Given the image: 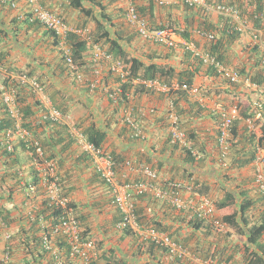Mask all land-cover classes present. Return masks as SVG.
<instances>
[{
	"label": "crops",
	"instance_id": "1",
	"mask_svg": "<svg viewBox=\"0 0 264 264\" xmlns=\"http://www.w3.org/2000/svg\"><path fill=\"white\" fill-rule=\"evenodd\" d=\"M96 1L105 7L104 11L98 4L93 5L86 1L83 3L84 6L93 8V11L89 14H83L79 9L70 5L67 0H40L44 7L63 16L71 26L90 29L95 39L97 32L100 31L97 28V21H101L104 25L101 33L107 31L110 38L119 41L118 43L123 50L121 58L128 66H130L131 60L135 58L146 65L156 63L172 67L176 72L185 69L186 54L182 45L168 48L165 45L145 40L138 35L134 25L127 20L125 15L129 0ZM130 1L139 9H142L145 18L154 26L166 24L179 29L190 27V40H197L200 44L204 43L205 40L197 33L198 25L209 19L215 25L220 26L223 19H225L217 11L206 9L203 6L188 7L181 0H168V3L163 5H159L152 0ZM207 1L231 3L239 9L249 11L253 9V4H251L253 0ZM31 8L32 5L28 0H0V54L2 59L0 61V79L8 75L17 78L20 73H28L41 82L53 105L64 114L65 121L56 123L57 126L54 129L50 128L45 117V115H48L46 107L36 99L35 93L26 85L30 92L27 90L28 97L25 102L33 104L34 116L32 118L37 117V119L42 120L40 121L42 124L35 128V135L40 138L44 145L46 158L55 165L57 175L62 176L61 178L64 179L68 187H72V185L78 187L72 190L70 199L81 205L77 209L81 215L83 229H91V235L94 233V236L96 234L98 238H103L106 246L114 247L119 255L126 254V258H129L133 264L194 263L189 261L190 259L174 263L169 261L165 255L163 257L159 254L161 251L150 255L146 250L147 243L141 240L139 233L127 234L124 231L115 229L114 225L118 221L119 212L113 204L112 189L98 182L97 177L99 174L95 168V158L76 142L73 135L74 130L82 133L83 129L91 124L103 128L107 132L103 149L112 155V152L121 154L124 160L122 167H116L118 182H127L134 185L137 182L144 181L145 177L139 171V167L142 164H148L158 173L156 180L158 184L155 185L160 189L166 187L165 189L171 193L170 184L167 186V181L171 178L185 180L183 177L185 162L182 158V151L179 146L175 148V143L171 137L172 116L177 115L174 101L168 96V93L154 92V94H149L138 90L137 88L140 85H136L131 88L126 103H115L109 99L107 91L117 88L118 78L111 74L110 77H105L102 80L97 89L91 90L89 82L86 81L87 79L90 81L92 78L90 65L82 66L81 72L85 75L86 80L78 82L64 63L55 36L41 23H31L26 19L31 14ZM105 15H108L106 16L107 20ZM232 21L235 25L238 24L235 20ZM247 25L248 28L239 33L240 35L230 47L233 57L231 69L238 71L237 64H240L241 67H245L250 72V75H258L260 73L259 68L251 65V61L247 57L253 55L251 46L258 45L260 51H264V44L261 42L264 30L254 27L249 20H247ZM254 30L259 32L258 39L253 38L252 33ZM177 34L179 35L178 38L186 39L182 34ZM103 38L107 39L108 35L105 34ZM194 43L196 44V42ZM85 58L88 63L89 53ZM103 69L107 75V62H103ZM172 81L178 83L176 78H173ZM229 83L221 78L213 82L206 79L205 76L199 75L194 82V86L199 90L193 97L197 98L207 110L216 116L220 115L222 107L239 105L240 117L234 123L237 125V132L231 134V149L233 145L239 146L247 142V132H250L246 122L248 115H251L250 117L257 124L254 134L256 137L260 136V124L264 122V89L261 86H257L259 87L257 88L249 85L242 75L237 83ZM217 89L221 90L219 94L216 92ZM34 101H39L41 104L36 106ZM129 107L134 109L133 117L143 129L146 135L144 139L134 137L132 129L123 120L124 113ZM152 107L155 109L154 113H144ZM140 109H144V114L139 112ZM207 116L209 115L199 118L196 124L198 128L201 127L200 133L202 135L197 147L204 146L206 151L204 158L206 163L199 169L202 171L201 176L202 173L204 174V178L200 177L202 181L206 179L212 185L213 188L210 189L209 193L200 195L187 189L178 190L188 207L181 209L178 212L179 215L170 212L166 216L165 212L169 209L164 210V208L167 204L161 201L160 206H153L154 204L150 202L149 197L140 199L133 189L134 201L137 206L144 208V218L141 223L146 224L149 218L161 220L171 227L175 233L173 235L175 238L177 237L180 241L188 240L189 246L193 248L196 245L200 247L204 244L207 245L206 240L209 241L212 238L211 236H205L206 228L195 229L192 227L190 222L196 221V217L189 206L190 203L197 201L200 196L204 195L210 197L213 201L217 198H223L226 190H236L238 192L241 189H247V196L252 198L261 196L254 182L253 174L255 172L253 173V169L252 171L249 168L240 171L231 170V174L237 180L227 181L221 175L222 172L227 171L229 167L228 159L232 153L229 152L226 157H223L218 140H205L209 134L216 138V130H218L216 120L211 116ZM179 123L182 128L181 121ZM53 140H60V142L54 143ZM15 143L18 153L17 160L7 161L0 156V208L1 216L4 218H0V224L2 225V229H0V262L3 261L5 246L7 243L9 245L14 243L13 237H16L13 236L11 240H6L4 232L10 231L13 235L21 226H30L31 222H36L38 217L36 220H32L30 215L32 213H36L37 216L40 215L44 201L47 199L46 185L43 179H41L38 186L32 182L33 172H38L39 168L31 153L21 148L17 141ZM2 148L5 149V145L3 134L0 133V154ZM53 152L55 155H53ZM213 159H219L222 165L213 161ZM128 160L132 161L131 168L125 165ZM61 162H63V166H60ZM14 171L18 174L16 178L13 176ZM211 171L213 174H211ZM208 173L211 175L207 176ZM31 183L35 186L32 184L33 187ZM153 192H156V190H149L148 195L151 193L156 195ZM167 198L169 199L168 196L165 197V199ZM256 212L261 213L259 210L253 211V213ZM218 214L223 216L220 209ZM25 216L26 219L24 220L23 217ZM231 240L235 244L237 241L236 236H231ZM141 244H144L145 247L140 249L143 252L140 255L138 249ZM221 247H224V244H221ZM211 249H213L212 245ZM13 250L12 262L26 264L28 261L26 253L17 248H13ZM103 250L100 249L99 252L103 253ZM216 255H218V252ZM160 257H162L161 263H159ZM241 257L240 253H236L234 258L231 259L232 261L229 260V262L245 264L241 261Z\"/></svg>",
	"mask_w": 264,
	"mask_h": 264
},
{
	"label": "trees",
	"instance_id": "2",
	"mask_svg": "<svg viewBox=\"0 0 264 264\" xmlns=\"http://www.w3.org/2000/svg\"><path fill=\"white\" fill-rule=\"evenodd\" d=\"M88 1L91 4L99 5L101 9L104 11V6L101 5V3H97L96 0H71L70 5H73L75 8L79 9L83 14H89L93 11V8L84 6V2ZM212 3V2H211ZM253 4L252 11L240 9L242 19L247 21H251L254 25V27L258 29L264 30L263 25V11H264V0H253L251 3ZM187 6V5H186ZM137 7V6H136ZM189 7V6H188ZM139 14L141 16H144V13L142 12V9H139L137 7ZM247 14V16H246ZM105 15V19H106ZM145 17V16H144ZM223 21L221 22L220 26L215 25L212 23L209 19H206L203 23L198 25L197 33H203V32H211L214 33L213 39H208L202 35L203 39L205 40L204 43L200 44L199 41L193 40L196 42V45H198L199 48H201L203 51H206L209 53L212 57H214L217 61L221 62L224 66L231 68L233 66V57L230 52V47L232 44L236 41L238 36L240 35L239 31L236 29V25L232 21L233 19L231 17H224ZM28 20V19H27ZM107 20V19H106ZM29 21V20H28ZM66 21V20H65ZM231 21V23H229ZM30 22V21H29ZM67 22V21H66ZM33 23V22H31ZM98 25L97 28L100 30L97 32V37L95 39V42L99 43L102 47H106L110 52L114 53L116 57H122L123 56V50L122 47L119 45V41L117 39L110 38V35L107 33V31L101 33V29L104 28V25L101 21H97ZM150 23V22H149ZM152 25V24H151ZM154 26V25H153ZM157 27H167L171 29L172 31L182 34L184 38L187 39V41L190 40V34L191 31L189 30L190 27L186 29H179L172 25H159ZM49 31V30H48ZM51 32V31H50ZM52 33V32H51ZM53 34V33H52ZM108 35L107 39H104V35ZM54 35V34H53ZM56 38V37H55ZM75 38L70 39V44L72 45L73 49V56H74V62H75V68L79 71H81L83 65H90L92 75L94 78V66L93 63L89 60L88 63L86 62L85 56L88 47L83 41H76ZM264 34L261 37V42L264 44ZM192 41V42H193ZM56 44L58 45V39L56 38ZM166 46V45H165ZM168 48H175L174 46H170ZM60 51V50H59ZM252 54L254 55H248L247 58L251 61V65H255L257 68H259L260 73L257 75H250V72L247 71L245 67H241L240 64H237L238 72L240 75L244 76V78H249L252 82H255L258 86H261L264 89V51H260L259 46H251ZM61 52V51H60ZM62 53V52H61ZM185 69L181 70L180 72H176L174 68L168 67L166 65H158L156 63H152L149 65H146L144 62L138 59H132L130 62V75L132 77L140 78V79H158L162 82H165L167 84L173 83V78L177 79V82L180 85L186 84L188 86L187 89H171L168 92V96L172 98L173 104L175 105V110L177 116H179L182 128L187 134V139L191 141L192 146L189 148V146H183L180 143H175V148L179 146L182 151L183 155V161L185 162V166L183 169V177L185 180H177L175 178H171L169 181L164 182L169 186L171 183H181V189L186 190L188 187H190L191 192L202 194L209 193L210 189L213 188L210 182L201 180V177L204 176L202 173L201 176V169L205 165V155L206 151L204 149V146L197 147V144L200 143L201 140V133L200 128L197 127L196 122L199 118L204 117V115H209L207 117H212L214 120H216V124L220 122V115L217 117L214 113L207 110L202 103L199 102V100L195 97H193V93L191 92V88L195 87L194 82L197 76L203 75L206 79L212 80L213 82H216V80L223 79L227 83L230 82L228 78L224 76L223 73L218 72L216 68L212 65H206L203 62V59L199 57H195L190 53L189 51L185 50ZM63 58L64 63L67 65L66 60L64 59L63 55H61ZM1 54H0V61H1ZM108 74L104 75L103 78H108L112 74V72H107ZM90 74V75H91ZM118 78V77H117ZM119 83V78L117 79ZM86 81H90L87 79ZM229 84H232L230 82ZM235 85V84H234ZM133 85L131 83H125L121 85V88L123 90V96H126L128 99L129 92ZM17 89V87H16ZM138 90L142 92H146L149 94H154V91L145 88L144 86L140 85ZM27 90L28 87H26L25 84L20 83V87H18V93H17V99L19 102V108L22 111V126L25 127L30 131V137L24 141H20L21 148H24L26 151L31 152V144L38 140L40 141V144L42 148L44 149V145L41 142L40 138L35 135V128L38 127V125L42 124L41 119H37V117L34 119L32 118L34 116V111L32 109L31 104H27L25 102L27 99ZM111 91L115 89H110ZM137 90V91H138ZM199 90V89H198ZM30 92V90H28ZM216 92L219 94L221 90L217 89ZM128 93V95H127ZM207 94V92H206ZM1 100V99H0ZM34 104L36 106H39L41 103L39 101H34ZM251 116V115H248ZM47 124L50 126V128L54 129L56 127V123L53 122L50 118H48V115H45ZM48 118V119H47ZM179 121V122H180ZM237 125L233 124L232 127V133H236ZM181 128V129H182ZM261 128V134L260 136L256 137L253 131L250 130V132H247L248 140L243 145H233V147L228 151L230 152V158L228 159V169L227 171L222 172L221 175L224 176L225 180H237V178L231 174V170H237L240 171L244 168H249L251 171L253 169V173L256 171V165L254 163V159L257 154V149L259 147H264V122L260 124ZM9 129H15V122L14 119H12L9 114L6 111V107L2 101H0V133L3 134V138L5 139V135L7 130ZM15 132V131H14ZM82 133L86 136L87 140L91 143H93L96 147L102 148V150L107 153L104 148V143L107 138V132L103 128L98 127L95 124H91L87 126L85 129H83ZM251 133V134H250ZM220 136V129L216 130V138L214 136H211L209 134L205 140L208 141H216L219 139ZM218 138V139H217ZM54 143H59L60 140H53ZM179 142V141H178ZM174 144V143H173ZM30 146V148H29ZM232 146V145H231ZM194 151L197 152L194 154ZM45 153V150H44ZM113 159L115 161V169L116 167H122L124 164V160L121 154H115L112 152ZM18 153L16 151V145L14 146V149L12 151L7 150L6 148L1 150L0 156L5 158L7 161H13L18 159ZM53 155L55 153L53 152ZM228 155V154H227ZM225 155V157L227 156ZM46 156V155H45ZM200 157L199 159H197ZM213 161H216L222 165V162L219 159H213ZM61 162L60 166H63ZM16 171V170H15ZM14 171V177L16 178L18 174ZM233 173V172H232ZM211 174L213 172L211 171ZM210 173L207 174V176L211 175ZM98 175V174H97ZM201 176V177H200ZM254 176V182H255V173ZM57 183L61 186V193L62 196L70 197L72 196V190L77 189L75 185H72V187H68L67 183L64 181L62 176L56 173ZM98 182H100L102 185L104 184L103 179L98 176ZM204 178V177H203ZM206 178V177H205ZM55 180V177L52 178ZM157 180V179H156ZM154 180L155 184H158L157 181ZM56 181V180H55ZM36 186L41 183V177L40 172H33V181ZM31 183V185L33 184ZM33 184V185H34ZM165 184V185H166ZM75 186V187H74ZM170 185L169 189L172 191L171 193H179L181 189L175 190L173 187L171 189ZM166 188V187H165ZM164 187H162L163 190L167 191ZM239 189V186L237 187ZM160 189V188H159ZM161 189V190H162ZM154 191V190H152ZM168 192V191H167ZM247 189H241L240 191L236 190H226V194L223 198H217L214 200L216 206L218 209L222 211L221 221L226 225V231H219L216 229V227L212 224V222H208L206 220H202L197 218L196 221L190 222L192 227L195 229H202L206 228V237H210L209 241L206 240L207 245H203L200 247L199 245H196L194 248L189 246V241L184 240L180 241L177 237L175 238L173 235L175 234L171 227L169 225L163 223L161 220H155V219H149L146 221V224L141 223L146 228H153L154 230L165 232L169 236H171L174 240L183 243L184 245H187L190 247L191 250L195 251L194 253L201 258L205 259L206 257L209 258H215L220 261H225L227 264H233L229 262L236 253L241 254L242 262H245L246 264H264V211H263V195L261 194L260 197L252 198L247 196ZM149 190L146 192H142L141 194H137V197L142 199L145 197L150 198V202H152L153 206H160V202L163 201L164 204H167L164 208V210H168L165 212V215L168 216V214L171 212L172 214L179 215V209L176 207L170 199H165V197H159L157 195H153L152 193L149 194ZM155 193V192H153ZM170 195L171 193L168 192ZM156 194V193H155ZM162 199V200H160ZM48 198L44 201V207L41 211L42 215L44 216L43 220H40V217L38 215V219L36 222H31L30 226H21L16 233L12 235L16 236L13 237L14 243H11L10 247V254L12 255L13 248H17L22 250L23 253H26V256L28 257V261L26 264H52L53 260L49 258V253L45 250L43 246V239L40 235L41 231V225L42 222L50 223L49 229H52L53 226H57L59 222V217L62 215V209L56 208V207H50L46 206L48 202ZM71 200V199H70ZM136 203V202H135ZM70 205L75 208L76 212L78 213V218L81 221L82 219L81 215L78 212V207H81L79 203H76L71 200ZM100 205V204H99ZM136 205V213L139 222L144 218L143 214V207H139ZM163 205V204H162ZM98 206V205H97ZM117 209V208H116ZM6 210V208H4ZM261 211V213H253V211ZM119 212V210L117 209ZM39 213V214H41ZM255 214V216H254ZM1 208H0V218L1 216ZM86 218V217H83ZM4 219V218H2ZM23 219H26V216L23 217ZM118 221L120 219V212L118 216ZM153 220V221H152ZM117 221V222H118ZM115 223L114 227L116 228ZM207 225V226H206ZM119 230V229H118ZM91 229L85 230L81 232L82 238H88V239H94L96 243V249L99 252L100 249H104L103 253L98 254L96 263L99 264H133L129 258H126V254L119 255L114 247H108L105 245L103 238H98V236L91 235ZM127 234H132L134 231L127 227L124 230ZM136 234V233H135ZM18 235V236H17ZM236 236V243L234 244L231 240V236ZM53 239H58L59 246L62 249V254L66 259H69V247L66 241L61 237V235L56 234L55 236L52 235ZM146 242V241H144ZM147 243V252H149L150 255H154L155 253H160L161 255L166 256L167 250L165 247H159L154 242H146ZM221 244H224V247H221ZM209 245V247H208ZM211 245L213 246V249L210 250ZM145 247L144 244H141V247L138 249V253L141 255L143 252L140 250L141 248ZM207 247V248H206ZM218 252V255H216ZM183 261V260H182ZM232 261V260H231ZM70 262V261H68ZM162 262V257H160L159 263ZM181 261H177L174 263H179ZM196 264V263H192Z\"/></svg>",
	"mask_w": 264,
	"mask_h": 264
},
{
	"label": "built area",
	"instance_id": "3",
	"mask_svg": "<svg viewBox=\"0 0 264 264\" xmlns=\"http://www.w3.org/2000/svg\"><path fill=\"white\" fill-rule=\"evenodd\" d=\"M28 1L32 5L31 14L27 17L28 20L30 22L41 23V25L54 34V36L58 39L59 50L62 52V55L67 62L68 70L78 82H83L86 80V77L81 71L75 68L73 56L74 53L72 45L70 44L71 37L75 38L74 40L76 41H83L89 48L86 54L89 53V61H91L94 66V78L92 75L89 84L91 90L97 89L104 79L103 77L105 72L103 69V62L108 63L107 71L112 72L113 75L119 78L117 88L113 91H107L109 99L118 104H124L127 101L126 96H123L124 92L121 88V85L125 83H131L133 86L142 85L145 88L157 93H168L171 89H189L186 84H167L158 79H140L132 77L130 75V66H128L121 57H116L114 53L110 52L106 47H102L99 43L95 42V38L91 34L90 29L87 27L76 28L71 26L65 21L63 16L44 7L40 0ZM152 1L159 5L168 3V0ZM181 1L190 6H207L205 5V0ZM215 8L217 12L229 16L238 22L236 25V29L238 31L243 32L248 28L247 21L242 19L241 13L236 7L232 5L218 4ZM125 15L127 20L134 25L138 35L143 39L161 45H166L167 47H179L182 45L184 50L189 51L195 57L203 59L204 64L214 66L218 72L223 73L224 76L231 82H238L241 79V75L238 73V71L224 66L209 53L196 46L194 42L187 41L183 38H178L179 35L167 27L164 28L151 25L148 19L139 14L136 5L130 0L127 4ZM199 34L208 39H213L215 36L214 33L211 32H203ZM252 34L254 39L259 38L258 31L254 30ZM18 78L21 82L30 86V88L35 93L36 99L46 107L47 114L53 122L63 123L65 121L64 114L61 110L53 105L51 98L47 95L43 85L37 78L29 77L27 74H21L18 76ZM245 82L249 85L257 87V85L252 84L249 78H246ZM0 88H3L1 83ZM191 92L193 94L197 93L198 88H191ZM3 102L6 105L7 113L12 119H14L15 122V129L7 130L4 140L6 149L12 151L14 149L13 140H15V138H21L22 141L26 142V140L30 137V133L25 127L22 126V111L19 108V102L13 88L10 87V90L3 93ZM133 110L134 109L129 107L124 113L123 120L132 129V135L134 137L144 139L146 135L144 134L140 124L133 117ZM139 112L143 113L144 109H140ZM146 112L154 113L155 109L152 107L147 109L144 113ZM239 113V108L236 105L231 106L230 108L222 107L220 109V123H218L220 136L218 143L222 156H225L228 153L230 147L229 138L231 135V128L233 122L239 118ZM246 122L249 129L255 132L256 130L252 119H246ZM172 127L171 137L173 142L176 144L180 143L183 146H189V148H191L192 143L187 139V134L185 131L181 129L177 115L172 116ZM73 135L76 142L82 145L85 151L93 155L95 158V168L97 173L112 189L113 204L120 212V219L116 224L117 229L124 230L129 227L132 229V231L139 233L142 241H151L159 247H165L167 250L165 257L169 261H177L189 257L194 259L196 264H227L225 261H220L215 258L206 257L203 259L198 255H194L183 244L174 240L167 233L154 230L153 228H146L141 224V222H139L136 213V203L133 198V189L137 194H141L142 192L144 193L148 190H156L155 193L157 196H168L171 202L179 209L188 207L179 193H172L169 195L167 191L163 189L161 190L155 185L154 180L158 178V173L152 169L150 165L142 164L139 167V171L145 177L144 181L137 182L134 185L127 182L120 183L117 179L115 161L112 155L105 153L102 148H98L93 143L89 142L83 133L74 130ZM31 147L32 149L30 153L39 168L40 177L43 179V182L46 185L47 198L49 199L46 206L62 209V215L59 217L57 226H53L52 229H49L51 224L46 223L45 221L42 222L40 235L42 236L45 250L53 256L55 264H99L95 262L97 261L99 252L96 249V243L94 239H84L81 237L83 228L81 221L78 218V213L76 212L75 208L70 205L71 200L68 197L62 196L61 186L57 183L58 177H56L55 165L46 158L40 141L35 140L31 144ZM195 153L197 152L194 151V154ZM131 162L132 161L130 160L126 161V167L131 168ZM254 163L256 165L255 184L260 193L263 195L264 211V147H259L257 149ZM54 177L56 181L52 179ZM170 185H172L171 187H173L175 190L181 189L182 187L181 183H171ZM187 189L191 190L190 187ZM189 206L199 219L206 220L208 222L211 221L216 229L219 231H226L227 227L219 218L221 216L218 214V209L210 197L205 195L200 196L197 201L190 203ZM30 217L32 220H36L38 216L36 213H32ZM39 217L40 220H43L44 218L42 214H40ZM0 229H2L1 224ZM56 234L61 235V237L68 244L69 259H66L62 254V250L60 249L61 247L58 244L60 240L53 239L52 235L55 236ZM11 236L12 234L10 231L4 232V237L6 240H10ZM10 250V245L7 243L4 249L2 264H15L12 262Z\"/></svg>",
	"mask_w": 264,
	"mask_h": 264
},
{
	"label": "clouds",
	"instance_id": "4",
	"mask_svg": "<svg viewBox=\"0 0 264 264\" xmlns=\"http://www.w3.org/2000/svg\"><path fill=\"white\" fill-rule=\"evenodd\" d=\"M64 1V0H63ZM71 0H67V2L69 3ZM154 2V1H153ZM181 2H183V1H181ZM205 5H207V6H204V7H206V9H212V10H214V11H216V5H218V4H226V5H232V6H234V7H236L237 9H239L236 5H234V4H231V3H225V2H219V1H217V2H215V3H211V2H209V1H207V0H205ZM13 4H15V3H13ZM183 4L184 5H187V4H185L184 2H183ZM187 6H189V7H199V6H190V5H187ZM208 6H209V8H208ZM239 11H240V9H239ZM219 13V12H218ZM240 13H241V11H240ZM220 15H222V16H224V17H229V16H226V15H224V14H221V13H219ZM26 19H28V18H26ZM240 32V31H239ZM240 33H242V32H240ZM233 70H235V69H233ZM237 71V70H236ZM239 73V72H238ZM21 74H27L29 77H31L28 73H20L19 75H21ZM18 75V76H19ZM18 76H17V78H13L11 75H8V76H5L3 79H0V83L3 85V88H0V99H1V101L3 102V93L5 92V91H8V90H10V87L11 88H13L14 90H15V93H16V96H17V93H18V87H20V83L21 84H25V85H27L28 87H30L28 84H26V83H23V82H21L20 80H19V78H18ZM244 80H245V78H244ZM17 81V82H16ZM240 81V80H239ZM231 82V81H230ZM252 82V81H251ZM232 83H237V82H232ZM252 84H254V85H257V84H255L254 82H252ZM258 86V85H257ZM16 87H17V89H16ZM32 90V89H31ZM33 91V90H32ZM34 93V92H33ZM18 100V99H17ZM4 103V102H3ZM4 105H5V103H4ZM234 105H236L238 108H239V111H240V107H239V105L238 104H234ZM234 105H231V106H234ZM231 106H225V107H227V108H230ZM5 107H6V105H5ZM7 109V108H6ZM7 111V110H6ZM240 114V113H239ZM240 117V116H239ZM50 118V117H49ZM252 119L250 116L249 117H247L246 119ZM238 119V118H237ZM236 119V120H237ZM235 120V121H236ZM235 121L233 122V124L235 123ZM252 121H253V124H254V126H255V130L257 129V124H256V122L254 121V119H252ZM220 123V122H219ZM232 127H233V125H232ZM261 129V128H260ZM28 130V129H27ZM29 131V130H28ZM254 132V131H253ZM29 133H30V131H29ZM231 134H232V128H231ZM31 135V134H30ZM231 135H230V138H229V141H230V147H231ZM5 140V139H4ZM22 139L21 138H15V140H13V144H14V146L16 145V143H15V141H17L18 143H20V141H21ZM218 145H219V143H218ZM230 147H229V150H230ZM6 148V147H5ZM219 149H220V147H219ZM228 150V151H229ZM228 154V153H227ZM223 157H225V156H223ZM34 159V158H33ZM100 176V175H99ZM101 177V176H100ZM104 184L105 185H107L105 182H104ZM108 186V185H107ZM108 187H110V186H108ZM188 190V189H187ZM188 191H191V190H188ZM214 202V201H213ZM215 203V202H214ZM216 205V204H215ZM44 207V206H43ZM42 207V208H43ZM217 207V206H216ZM182 209H184V208H182ZM218 209V208H217ZM219 210V209H218ZM196 216V215H195ZM197 217V216H196ZM198 218V217H197ZM11 239H12V236H11ZM10 239V240H11ZM178 242V241H177ZM179 243H181V242H179ZM181 244H183V243H181ZM184 245V244H183ZM192 254H194V255H196L194 252L195 251H193V250H191L190 249V247H188L187 245H184ZM11 248V247H10ZM62 250V249H61ZM48 252V251H47ZM49 253V252H48ZM49 258H51L52 260H53V263L52 264H55V261H54V258H53V256L49 253ZM185 259H190L189 261H193L194 262V259H191V258H185ZM185 259H180V260H177V261H182V260H185ZM177 261H173V262H177ZM0 263H2V262H0ZM195 263V262H194ZM246 264V263H245Z\"/></svg>",
	"mask_w": 264,
	"mask_h": 264
}]
</instances>
